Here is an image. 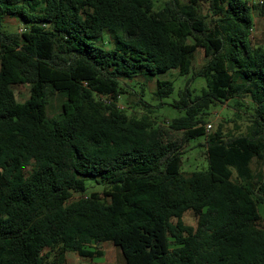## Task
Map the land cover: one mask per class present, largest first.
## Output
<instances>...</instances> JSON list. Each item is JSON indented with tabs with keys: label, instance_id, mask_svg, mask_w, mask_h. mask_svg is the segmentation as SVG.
<instances>
[{
	"label": "trees",
	"instance_id": "16d2710c",
	"mask_svg": "<svg viewBox=\"0 0 264 264\" xmlns=\"http://www.w3.org/2000/svg\"><path fill=\"white\" fill-rule=\"evenodd\" d=\"M202 1L155 12L153 0H0V264L99 258L105 242L125 264H264V48L251 42L247 0H206L207 14ZM6 18L23 29L5 31ZM198 48L206 62L193 73ZM171 70L207 82L190 101L188 80L169 104L183 113L172 129L206 140L207 168L188 175L147 117L107 97L142 76L168 98L172 82L156 76ZM19 84L29 86L23 102ZM240 95L253 134H206L198 110ZM89 177L109 189L105 200L85 193Z\"/></svg>",
	"mask_w": 264,
	"mask_h": 264
},
{
	"label": "rangeland",
	"instance_id": "374dc122",
	"mask_svg": "<svg viewBox=\"0 0 264 264\" xmlns=\"http://www.w3.org/2000/svg\"><path fill=\"white\" fill-rule=\"evenodd\" d=\"M169 0H153L156 12L164 6ZM182 4L186 0H179ZM203 10L207 14L206 0H203ZM252 7V29L251 42L254 46L264 48V0H247ZM5 31L19 32L23 29L22 23L15 18L5 19ZM112 37L105 34L102 44L106 48L112 46ZM193 73L206 62L202 49L198 48L193 55ZM159 80L171 81L173 84V92L168 98L159 97L156 95V79H145L142 76H137L133 79H124V85L121 88H111L108 90L107 97L110 100L116 99L117 104L122 107L130 115L136 117H147L152 126L158 130L161 145L164 148H169L172 152H178L181 155V171L184 175H188L193 171L203 170L207 168L206 162V140L204 136L188 138L183 131L174 130L170 127L173 118L181 116L183 113L174 109L169 104H177L185 94V88L188 87V100L192 101L195 97L200 96L207 89V82L202 77H193L191 75H179L177 71L171 70L167 73L157 75ZM190 78V79H189ZM190 80L186 87L187 81ZM18 102L25 101L29 96V86L27 84H19L11 86ZM149 105L143 108L136 105L140 98ZM249 99L245 96H238L228 101L216 102L210 104L207 108L201 107L198 110L196 118H200V124L206 134L221 132L224 138H230L240 135H251L254 131V126L246 114H242L243 110H249ZM152 106V107H150ZM240 110V111H238ZM60 111V97L53 95L48 97L47 115L53 116ZM255 173L259 169V164L253 159L251 165ZM85 193L98 192L100 198L105 200L109 193V189L104 187V184L96 183L94 178H86ZM260 194L264 195V191ZM74 197L78 195L74 194ZM258 213L264 218V202L258 205ZM182 220L185 225L195 227L196 219L191 212L183 215ZM264 225V220L262 221ZM110 248H114L119 252L121 260L124 261L119 247L109 243ZM109 247L103 249L107 252ZM75 256L76 253L69 252V257ZM95 261H100L95 259ZM115 264H120L116 262Z\"/></svg>",
	"mask_w": 264,
	"mask_h": 264
},
{
	"label": "crops",
	"instance_id": "0c3cea01",
	"mask_svg": "<svg viewBox=\"0 0 264 264\" xmlns=\"http://www.w3.org/2000/svg\"><path fill=\"white\" fill-rule=\"evenodd\" d=\"M96 247L103 252L101 257L89 259L86 257H79L77 254L76 255L78 256V258H76L75 256L69 257V252H67L64 255L65 264H115L116 262L125 264V261L121 260L119 252L116 249L109 247V242H105L99 245L97 244ZM104 247H109L108 254L103 249ZM95 259H98L100 261L96 262Z\"/></svg>",
	"mask_w": 264,
	"mask_h": 264
}]
</instances>
